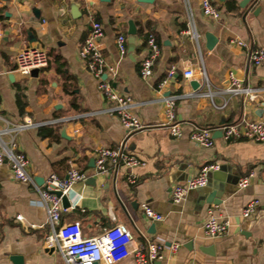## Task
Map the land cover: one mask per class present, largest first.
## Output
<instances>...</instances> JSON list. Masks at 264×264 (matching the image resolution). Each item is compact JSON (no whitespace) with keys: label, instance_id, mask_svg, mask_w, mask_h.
Returning <instances> with one entry per match:
<instances>
[{"label":"crops","instance_id":"1","mask_svg":"<svg viewBox=\"0 0 264 264\" xmlns=\"http://www.w3.org/2000/svg\"><path fill=\"white\" fill-rule=\"evenodd\" d=\"M213 3L221 11L218 19L205 16L199 0H0V149L10 144L12 136L4 129L12 124L58 119L16 133V150L29 158V173L44 187L51 174L67 177L72 167L85 172L87 178L66 194L70 206L64 207L62 222L80 223L85 236L122 224L144 243L163 246V258L149 264H264V141L215 136L226 124L264 119L260 99L217 92L214 102L221 107H216L191 85L198 80L202 89L204 68L215 91L229 86L230 73L264 89V63L255 65L249 58L251 49H264V0ZM130 20L137 28L133 49ZM94 21L104 29L100 51L119 70L114 86L136 102L134 112L148 125L143 130L128 132L117 115L106 111L111 102L79 55ZM120 34L127 37L125 54ZM150 34L161 51L153 74L144 78L140 69ZM32 48L50 56L36 76L16 71L17 55ZM189 68L196 71L194 77L185 76ZM166 97L175 100L180 137L163 124ZM198 127L213 130L212 146L192 139ZM121 147L144 161L132 169L133 181L124 165L96 170L100 148ZM215 163L219 168L209 172L206 186L173 201L177 184ZM248 175L249 184L240 187ZM252 203L253 211L245 216ZM144 204L164 218H148ZM210 208L230 220L223 236L205 234ZM48 230L40 194L15 179L6 160L0 164V264H16L13 257L20 258L17 264H66L60 252L46 246ZM118 264L138 263L129 257Z\"/></svg>","mask_w":264,"mask_h":264},{"label":"built area","instance_id":"2","mask_svg":"<svg viewBox=\"0 0 264 264\" xmlns=\"http://www.w3.org/2000/svg\"><path fill=\"white\" fill-rule=\"evenodd\" d=\"M205 16L218 19L221 11L214 5L213 0H199ZM104 29L102 23L94 21L90 35L80 47L79 55L85 60L88 69L99 78L100 89L104 97L111 102L106 111L117 115L128 132H136L147 128L141 118L134 112L136 102L132 96L122 93L114 86V80L119 74L116 65L109 64L99 49L98 43L103 36ZM239 45H246L243 40L235 39ZM118 45L122 54L127 51V37L123 34L118 36ZM149 49L148 55L141 63L140 73L144 78L153 74V68L157 57L160 55L161 47L155 36L150 34L147 38ZM249 58L255 65L264 63V49L255 48L249 52ZM50 56L44 49L32 48L19 53L16 57V71L24 75H30L33 69H42L48 66ZM174 69L169 72V76L174 74ZM196 71L192 68L185 70L187 77H194ZM203 82L202 89L195 93L199 96L209 97L216 107H221L214 102L215 93L243 94L254 99H260L261 108L264 111V98L261 93L264 89L243 84V82L233 73H230V84L228 87L215 91L205 69L201 70ZM106 75V77H104ZM166 82V81H165ZM206 87V90L203 88ZM227 102L225 101L223 106ZM165 118L164 125L169 128L172 135L180 137L183 133L181 123L177 120L175 112V100L173 97L164 99ZM58 119L47 122H33L30 119L24 122L12 124L4 129L11 134L10 144L0 149V164L6 160L10 162L11 171L15 179L31 184L40 194L42 203L47 212V226L49 228L45 243L50 249L57 250L62 255L66 264H118L122 260L133 257L138 264H149L163 258V246L157 242L147 240L146 243L139 240L130 230L122 224H116L106 228L101 233L94 236H85L80 223L62 222L64 210L62 197L55 191H61L62 195L70 192L72 186L77 181L87 178L83 171L72 167L68 171L67 177H59L51 174L45 186L39 185L34 176L28 171L29 158L23 151H17L18 143L15 135L22 129L29 127H40L48 122H57ZM222 134L227 140L233 138H248L256 141H264V119L254 120L244 118L239 122L229 123L221 127ZM213 130L198 127L192 132V139L198 144L209 147L214 144ZM144 164V161L128 152L124 147L121 148H100L96 156V170L107 172L110 168L127 166L130 180L135 179L132 169ZM218 164L204 165L199 174L190 178L185 183L177 184L172 190V199L175 202L181 201L189 190L204 187L208 184V174L211 170H217ZM251 175L240 179V187L249 184ZM254 208L250 204L245 210L244 215L248 216ZM143 210L146 216L152 220H162L164 216L155 211L151 206L144 204ZM18 218H22L21 215ZM230 220L220 215L216 209L210 208L208 217L204 223V231L207 236L219 237L226 234L230 228ZM175 251L178 243L171 246Z\"/></svg>","mask_w":264,"mask_h":264},{"label":"water","instance_id":"3","mask_svg":"<svg viewBox=\"0 0 264 264\" xmlns=\"http://www.w3.org/2000/svg\"><path fill=\"white\" fill-rule=\"evenodd\" d=\"M103 1H109V0H103ZM139 1H143V2H152L153 0H139ZM129 35H130V38H129V41H130V44H131V48L133 49L134 46H135V38H136V33H137V28H136V25L134 23V21L130 20L129 21ZM208 38H210V36H208ZM212 44L209 45V48H212ZM40 69L36 68V69H33L31 74L36 76L38 74ZM104 77H106V75H104ZM191 85L193 87L194 90H199L201 88V83L200 81L198 80H193L191 82ZM219 133L222 134V130L219 129L215 132V136ZM35 180L36 182L39 184V185H42V181H40L39 178L35 177ZM55 193L58 195V196H61L62 197V202H63V206L65 208L69 207L70 206V202L68 200V196L67 195H62V192L61 191H55ZM12 260L17 264L18 261H20V258L18 257H13Z\"/></svg>","mask_w":264,"mask_h":264}]
</instances>
